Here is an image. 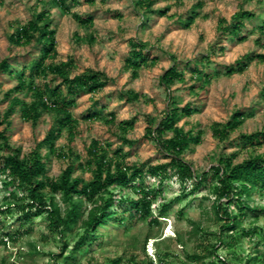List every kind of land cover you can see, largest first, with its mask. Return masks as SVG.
I'll use <instances>...</instances> for the list:
<instances>
[{
	"label": "rangeland",
	"instance_id": "374dc122",
	"mask_svg": "<svg viewBox=\"0 0 264 264\" xmlns=\"http://www.w3.org/2000/svg\"><path fill=\"white\" fill-rule=\"evenodd\" d=\"M65 4L71 12L92 16L93 24L80 25L52 0H0V61L5 59L15 71L13 76L0 71V118L9 104L8 96L26 103L34 99L29 89L14 91L24 66L25 77L36 86L60 82L51 73L36 76L31 70V61L42 51L38 34L26 45L9 41L10 34L43 10L55 31L57 56L53 62L71 59V76L92 70L102 72L107 79L101 91L79 93L75 105L69 108L78 120L76 133L70 136L63 130L55 139L56 147L68 157L49 155L44 145L39 148L45 158L44 177L59 178L71 161V178L89 182L91 169L95 168L88 154L92 140L106 147L108 157L122 149L129 166L145 169L147 165L168 162L165 153L145 136L146 128H155L173 106L187 104L194 113L179 118L175 125L193 135L202 132L201 142L191 143L182 155L196 177L217 166L220 156L238 152L233 158L236 164L249 154L264 153V145L244 149L240 139L241 134L264 130V62L249 60L264 53V41L256 44L258 28L264 20V0H152L149 7L140 5L139 0H65ZM242 12L255 14L242 19L243 40L229 32ZM137 43H142L144 51L157 56L158 61L154 66L140 68L138 76L132 78L125 61ZM238 63L247 64L242 73L224 74L227 66ZM171 66L184 75L181 81L167 87L159 78ZM195 68L201 70L200 75L194 74ZM207 73L211 77L205 81ZM127 91L145 95L146 99L130 100ZM91 112H100L101 119H84ZM236 112L245 114L243 123L227 139L218 141L210 126L225 123ZM110 114L114 121L107 123ZM56 117V112L42 110L37 121L31 123L20 119L16 108L7 119L9 126L1 124L0 132L23 157L43 140ZM130 120L133 128L124 132L122 123ZM123 138L131 140L132 145ZM7 152L0 139V155ZM211 183L204 181L196 190L182 191L170 170L161 184L157 178L145 175L129 188L112 189L117 196L130 199L137 198L141 188L152 190L149 214L140 218L133 204L115 203L112 208L117 210L116 218H123L122 223L112 220L100 226L97 239L86 242L68 264H110L117 258L122 264H215L218 259L232 264H261L264 213L250 212L239 229L225 231V221L217 220L212 208ZM9 192L16 197L5 200ZM22 198L19 188L5 187L0 180V264H61V258L83 232L82 224L70 226L63 235L53 232L44 213L31 211L25 215L22 207L27 201ZM56 200L64 210L66 204L59 194ZM249 202L264 208V191L252 192ZM91 207L89 202L83 203L82 219H86ZM231 210L236 212L232 207ZM252 228H256L252 234H241L242 229ZM64 243L66 251L61 250ZM51 254L59 257L54 259Z\"/></svg>",
	"mask_w": 264,
	"mask_h": 264
},
{
	"label": "trees",
	"instance_id": "16d2710c",
	"mask_svg": "<svg viewBox=\"0 0 264 264\" xmlns=\"http://www.w3.org/2000/svg\"><path fill=\"white\" fill-rule=\"evenodd\" d=\"M52 1L63 9L65 14H70L80 25L91 26L93 24L92 16L85 17L71 12L66 6L65 0ZM151 3L152 0H139V4L144 7H149ZM254 15L250 12L238 14L229 32L241 40L245 39V36L240 34L243 27L242 19ZM191 20L192 18H189L188 22ZM49 22L48 13L43 10L34 19L29 20L10 34L9 41L16 45H26L38 34L42 51L31 61V70L36 76L45 77L47 73H51L54 77L60 78V82L55 86L46 83L42 88L36 86L33 80L28 79L27 76L25 77L26 67L24 66L19 76H17L18 84L14 91H20L24 88L29 89L34 99L32 102L26 103L19 98L8 96L9 104L2 118H0V125L6 123V127L9 126L10 122L7 119L16 111V108H18L20 119L31 123L37 121L42 110L54 111L57 113V117L52 129L46 133L43 140L38 142L35 148L23 157L20 156L19 149H13L8 145V139L4 132H0L2 145L8 149L6 154L0 155V180L5 187L12 186L21 190L23 193L22 199L27 201L22 207L23 211L26 209L25 215H29L31 211L44 213L51 231L63 235L70 226L78 225V223L82 224L83 232L74 242L69 253L61 258V264L70 263L71 256L81 251L86 242L97 239V230L100 226L108 225L112 220H117L119 224L122 223L123 218H116L117 210L112 208L115 203H118L119 206H123V203L133 204L140 218H145L149 214L152 193L149 188L139 189L137 191L138 196L135 199H130L128 196H117L112 192L114 188L125 189L131 187L136 180L142 179L145 175L157 178L158 184H161L168 171L173 170L182 191L196 190L204 181H211L209 188L213 195L212 208L217 220L225 221L222 226L225 231L239 229L242 221L250 212L264 213V208L251 205L249 202L252 192L256 190L264 191V153L249 154L236 164L233 163V158L236 157L238 152L232 153L230 156H220L217 166H211L209 170L201 172L198 177L195 176L191 165L183 159L182 155L191 143L199 144L201 142V131L193 135L190 131L185 132L175 125L179 118L194 113L195 110L190 107V104L183 107L173 106L170 110L165 111L164 116L155 128L151 126L146 128L145 136L155 142L158 149L165 153L169 158L168 162L147 165L145 169L129 166L125 163L127 154L122 149H117L114 152L115 156L108 157L106 147L96 140H92L88 148V154L95 168L91 169L93 174L89 182L71 178L74 169L71 161H69L59 178L44 177L45 158L39 148L44 145L49 155L67 158L68 153H64L56 147L55 139L61 135L63 130H66L70 136L76 133L78 120L72 117L69 108L75 105V98L79 93L95 94L107 84L105 75L99 71L88 70L82 74L71 76L70 73L73 68V60L71 59L66 62H53L57 56V42L55 31L51 29ZM258 31L259 36L256 38V44H262V41H264V20ZM47 60H51V62L46 63ZM249 60L264 62V53H257ZM157 61V56H151L150 53L144 51L142 43H137L133 45L125 61V69L130 70L132 78H136L140 68L154 66ZM246 66V63L227 66L224 74L242 73ZM0 71L11 76L15 72L5 59L0 61ZM193 71L196 75L201 74V70L198 68ZM183 75V71L171 66L164 70L159 79L163 85L168 87L174 82L181 81ZM210 77L211 74L208 73L203 76L205 81H208ZM61 87H64V90ZM126 93L128 94L127 98L130 100H138L141 97L146 99L145 95L134 91H127ZM244 118L245 114L236 112L225 123L214 122L210 126L212 135L218 141H224L243 123ZM84 119H101V113H87ZM113 121L114 116L110 114V118L106 122L112 123ZM133 125V120L123 122L122 129L126 132L133 128ZM240 139L244 149L261 147L264 145V130L241 134ZM123 142L128 145L133 143L126 138H123ZM9 193L5 200L16 197L14 193ZM57 194L60 195L61 202L66 204L64 210L56 200ZM85 201L92 204V207L88 211L86 219H82V206ZM231 207L236 210L235 213L232 212ZM152 221L156 222L157 219L154 218ZM193 225L197 230L199 229L197 224ZM255 229H242L241 234H252ZM66 249V243H64L61 250L66 251ZM51 256L54 259L59 257L55 254H51ZM197 257L195 256V258ZM260 259L261 264H264V257ZM110 264H122V262L117 258ZM146 264H153V262L150 261ZM215 264L232 263L218 259Z\"/></svg>",
	"mask_w": 264,
	"mask_h": 264
}]
</instances>
